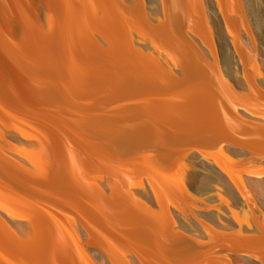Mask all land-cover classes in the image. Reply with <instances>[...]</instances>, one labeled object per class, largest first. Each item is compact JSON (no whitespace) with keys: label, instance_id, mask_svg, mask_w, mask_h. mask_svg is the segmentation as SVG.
Returning a JSON list of instances; mask_svg holds the SVG:
<instances>
[{"label":"water","instance_id":"1","mask_svg":"<svg viewBox=\"0 0 264 264\" xmlns=\"http://www.w3.org/2000/svg\"><path fill=\"white\" fill-rule=\"evenodd\" d=\"M0 264H264V0H0Z\"/></svg>","mask_w":264,"mask_h":264}]
</instances>
